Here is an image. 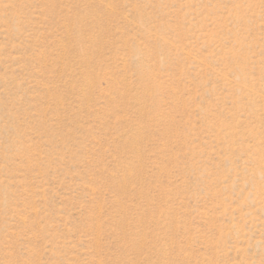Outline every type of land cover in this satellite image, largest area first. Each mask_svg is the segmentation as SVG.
Here are the masks:
<instances>
[{
  "label": "rangeland",
  "instance_id": "1",
  "mask_svg": "<svg viewBox=\"0 0 264 264\" xmlns=\"http://www.w3.org/2000/svg\"><path fill=\"white\" fill-rule=\"evenodd\" d=\"M0 264H264V0H0Z\"/></svg>",
  "mask_w": 264,
  "mask_h": 264
}]
</instances>
